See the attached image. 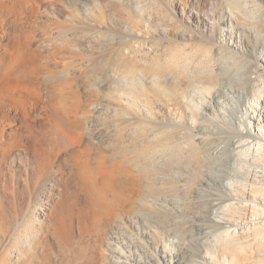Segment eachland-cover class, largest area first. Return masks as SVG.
<instances>
[{
  "label": "bare ground",
  "instance_id": "obj_1",
  "mask_svg": "<svg viewBox=\"0 0 264 264\" xmlns=\"http://www.w3.org/2000/svg\"><path fill=\"white\" fill-rule=\"evenodd\" d=\"M158 1L161 2L160 4L165 3L161 0ZM261 1L264 2V0ZM205 2L206 0H202V3H199L197 0H192L190 5H186L185 2L184 8H181L179 12L176 10L177 8L175 3L172 5L175 8V13L181 17V20L186 18L190 19L193 16L192 9L196 8V22H200L202 24L205 19V14L202 10ZM221 2H225V5L229 10V18L226 17L225 7H223L221 13H215L214 16L218 19L219 27V33L215 40H212L213 37H193L196 41H194L193 44L186 49L183 46L180 47L181 45L175 46L174 44H169L166 50V62L161 65L157 60L151 63V65L148 64L149 67H147V69H137L131 67L128 61L124 60L126 55H123L125 58L121 59V57H123V47L127 44H125L126 42L122 40L123 38L120 37V32H118L117 35L119 36L117 39H120H118L119 41L117 40L118 42H113L116 44L118 43L117 46L119 47L112 43L117 48L115 50L113 48V52L110 51L113 53V56L110 54L108 58L110 56L113 58H109L110 60L103 64L105 66L101 68V70H103V79H100L101 81L99 85L101 84L100 86L102 88H100L102 90L97 88L98 90H101V93L97 89L93 90L96 91V93H93L92 89V92L89 90L90 92H87V94H89L88 96L84 93V98H86V100H83V102L85 101V103L82 104V99H80L81 105H79L77 100H75L79 105L77 106L78 108L75 107V112H73L74 109L71 108V110L73 109L70 111L71 114L70 112L68 113L69 116H67V120H69L70 116L74 117L71 125L69 124V129L74 128L73 132L71 130L69 133L65 132L66 127L69 126L67 125V122L66 126H64L62 123L57 121V125H59V123L61 124L59 126L61 127L60 130L63 134L59 130L57 131L59 132V135H57V132H54L56 135L53 134L51 138H49L48 135V139L44 138L45 133L43 132L44 134L41 138L39 134V136L34 139L35 141L33 140L35 153L41 157V161L37 166L34 168L32 167V172H30V169L27 170L24 184L26 190L28 186H31V188H36L39 194H37V197H35L34 200L29 198L30 200L28 203L24 202L25 197H23V202L17 201L14 203L15 214L19 218H23V220H25L26 217L30 220V217L34 214V212H36V210L42 212V206L39 203V198H47L46 201L50 207L49 209H53L55 211L52 217L51 228L53 231L51 232L53 233L52 235H54L53 242L56 243L57 248L59 245H70L73 242L79 246L80 244L84 245L83 250L81 249V254L79 253L80 255L76 256L78 257L76 264H187L184 259H178L177 253L169 250L167 246V238H170L171 236H178V234L183 233L186 230V217L176 219L170 216V211L173 207H175V204L176 210L179 212L180 216L193 212L192 215L197 217L195 222L191 220L190 223L192 227L194 226L196 228L197 236H200L203 233V230L208 226L216 227L219 225V223L204 217L203 215L206 214L205 211L199 208L197 202L194 201V199H196L199 195L198 186L187 183L188 181H186V183H177L165 175L161 176L158 172H156L155 166H163L165 168V172H172V168L178 165H188L192 168L213 165L215 163L210 162L209 159L207 160L205 158V154L210 153L212 150L221 148L216 154H212V159L216 160L222 155L228 152L230 153L231 148L235 149V146L237 145L239 147H244L245 144H243V142L247 140H251L247 144L253 143L255 147H262L261 142H259L261 140L259 137H256V133L252 134L246 132L242 135L237 134L227 127L222 126L219 121V117H225L223 111L226 109V103L229 101V95L244 93L249 95V97L252 96L256 104H258V100H260L256 91L262 92L264 89V72L256 70L250 72L249 69L253 63L250 57H248L250 47L243 45L237 34H239L238 31H242L244 34H247L248 32H257L259 29L263 30L264 21L253 20L251 22L250 15L241 10L240 16L243 15L245 18L243 17V20L241 19V21L244 22L240 23L238 17H236L233 13L238 9L239 0H221ZM53 4L54 3L52 2V5ZM87 4H92V7L96 9L94 12L91 11L93 8L87 12V16L84 17L86 21L78 20L82 21L83 24H79L78 21L76 23L75 20L71 19L73 32L72 37H82L81 42H76V45L78 48H85V50L87 43L91 42V40H88L89 37L86 36V32L89 29L88 27H85L86 30L84 28L81 32H79L80 26H91L94 23L99 24L97 22H100V20L105 17L104 8L110 10L114 14L116 19L113 18V21H118L122 18L125 22H127V24L129 23L132 25L131 21H134L131 19L132 16L134 18L137 17L138 19H143V13L141 11L142 8L139 9L140 11H137L131 8V6H129L130 4L121 3L119 0H81V7ZM31 12H33V10ZM76 18L77 17H75V19ZM129 24L126 28L132 30V28L129 27L131 26ZM131 32L132 31H130V33ZM133 32L139 33L136 30H133ZM210 34L212 33L210 32ZM115 35L116 34H114V36ZM123 35L125 36L124 33L122 34V37ZM126 36H128V34H126ZM130 36L134 35H129V39L131 38ZM99 38L100 37H98L96 41L101 43L102 40ZM108 39H110V36ZM127 40L128 39H126V41ZM255 40L257 41L256 35ZM84 43H86V45H84ZM0 46V48H3L6 52V54L1 58L3 66L0 69V76H3L2 73L7 74L6 78L9 80L10 78L8 77V74L13 66L16 65L13 68L14 70L22 64L21 66L25 67L21 68L20 66L21 69L17 68L14 71L16 75L12 74L14 78L13 81L15 80L16 86L18 84V86H21L22 89H29L28 91L30 93L31 89H36L37 85H41L39 80L40 84L37 80H34L36 79L34 75L39 72L37 67L41 64L39 61L37 63L38 66L36 67L37 64L34 62L38 60L34 62L31 60L32 63L30 62V41L26 37H23L20 42H14L8 46ZM90 47L91 46L89 45V48ZM94 47H92L93 49H90L93 51ZM131 47L132 45L129 46V48ZM90 49L88 54L92 52ZM24 53H30V55H28V57L24 56L27 59L25 58L26 62L23 61V63L21 60H23L22 56ZM94 53L92 52L89 55L91 56ZM34 57L32 56V59ZM18 58L20 59L19 61ZM28 58V63L30 62L29 64L27 63ZM90 58L93 60V57ZM92 60H84V62L91 63ZM12 62H16V64L12 66ZM73 62L76 63V60L72 61L71 64H73ZM64 63L65 64L62 63V66L65 65L66 67V62ZM78 63L79 62H77V64ZM191 64L194 65L191 66ZM75 65L73 64V67ZM79 65H81V62ZM77 66L75 68H77ZM83 66L84 65L82 64L81 67L83 68ZM91 66H93V64H91ZM81 67H78V69L81 70ZM208 67H216L215 72V69H213L211 74L212 77H207L208 75L204 72ZM41 68L42 66L38 69L41 70ZM61 68H58L59 70L55 68L58 72L54 69L55 72L53 70L51 73H48V71L44 73V70H41V72L44 73L43 77L46 79V81L44 80V84L45 82H48L49 85H52L55 81H57L58 78L61 77L59 74ZM44 69L47 70V67ZM78 69H72L71 72L78 71ZM66 70L67 72H70L69 68H66ZM66 70L64 71L65 73L61 72L62 79L64 78L63 76L67 77L68 75ZM41 72L39 74H41ZM73 74L75 75L77 73ZM252 75H254V77H252ZM2 76L0 78H2ZM89 76L90 75H88V78L92 77ZM43 77L41 79H44ZM144 77H147L148 83L151 82L149 85L144 84L146 81V79L145 81L143 80ZM70 78L72 79V77H69V80L68 77L64 78V81L62 80V82L64 83L67 79L66 81L68 83ZM83 79L84 78H82V80ZM84 80L86 81V79ZM92 80L90 82H92ZM35 81L37 84H32ZM59 81L61 82V80H58V82ZM195 81L211 84V86L214 87L213 89L205 90V94H208V102L205 104L206 106L204 109L205 114L199 115L193 113V120L197 125L193 126L192 129L188 131L184 128L175 127L173 123L170 124V126L159 124L155 116L156 107L158 109V106L160 107L165 104L180 105V99L183 97L192 99L188 93V89ZM72 82L74 81L72 80ZM67 83L65 82L63 85H67ZM94 84L92 85L94 86ZM63 85L61 86V89H63ZM85 85H87V83ZM82 87L84 88V86ZM64 88H66V86ZM74 89L75 88H73V93L75 92ZM97 92L101 95L99 100L97 99L98 97L95 96ZM29 93L27 92V94ZM54 93L50 94L53 95ZM76 93L78 95L79 92H75V94ZM31 94L33 93L31 92ZM41 95L44 94L42 93ZM38 97L40 98L41 96ZM42 98L44 99V96ZM0 102L2 101L0 100ZM36 106L37 105H35V107ZM4 107L0 106V164L6 161H14L17 155L14 148L22 145V139L23 137H26L24 134L29 132L27 131L22 136V132H20L22 128L20 129L18 127L16 124V118L9 113L10 110L8 111L11 106L8 105V109ZM49 108L50 109L47 111L50 110L49 112H53L52 114L54 116V120L62 118V113H60V110L56 105H54L52 110L51 107ZM46 114L48 115V113ZM255 120L259 122L257 124L259 127V130L257 129L258 132L262 127L264 117L262 114H258ZM20 124L21 123H19V126ZM27 125L28 127L25 128L28 130L30 129L29 134L31 135L32 129L29 128V124ZM36 133H38V131ZM47 133L49 132L47 131ZM4 134H8L9 137L13 138V140L7 143L3 142L2 137ZM32 136L34 138L36 135ZM58 136H62V140L60 139L59 141ZM222 144L225 145L221 147ZM93 150L95 153L94 155L92 154ZM61 155H64V157H60ZM55 158L58 159V161L60 160L59 167L54 166L53 160ZM78 161L83 163L81 167L90 161L98 164V175L101 178L99 183L100 186L98 183L94 184L93 182H82L79 187H77L79 189L77 192L71 194L67 193V191V194L63 193V196L60 198L59 196L61 193L58 192L60 187L58 188L54 184L55 179H58L57 174L65 172L64 169H62L64 164H71V162L73 164ZM225 161L226 160L223 162ZM83 175L85 174L83 173ZM74 178L72 177V179ZM212 181V178H206L203 180V183L207 184ZM251 183L256 185V187L254 186L252 192L255 194H263L264 196V186L258 185V182L255 181H252ZM106 191L111 192L110 198L103 195ZM243 194L245 193L243 192ZM97 195H99V197H96ZM21 196H23L22 193ZM249 196L254 198L251 194H249ZM154 200L157 208L153 205ZM1 205L2 199L0 197V208H2ZM194 211L197 214H195ZM5 217V214H2V216H0V220L5 219ZM33 222V229L24 234L27 238L28 236L36 237L38 235V225L40 224V221L38 220L37 215L35 216ZM226 234L233 235V233L229 231H226ZM256 235L259 236L260 240H264V236H261L259 231ZM3 238H6L5 234ZM27 238L23 240L22 248L17 250H19V256L22 257L19 258V260H23L24 264H32L35 262L34 259L36 258V255L34 256L31 254L30 249L26 246ZM259 239L258 244L261 246L262 250H257L259 252V259L256 261L258 264H264V242H260ZM13 247L16 248L15 245ZM254 250L255 249H253V252ZM44 252L42 254V259L46 260L49 256L45 249ZM5 257L0 260L2 264H5ZM231 264L234 263L232 262Z\"/></svg>",
  "mask_w": 264,
  "mask_h": 264
},
{
  "label": "rangeland",
  "instance_id": "obj_2",
  "mask_svg": "<svg viewBox=\"0 0 264 264\" xmlns=\"http://www.w3.org/2000/svg\"><path fill=\"white\" fill-rule=\"evenodd\" d=\"M54 1L57 2L55 3ZM156 1L154 0L153 2V0H121V1L119 0V2L121 3L130 4L129 6H131V8L137 11H140L139 9L142 8L141 11L143 13L142 14L143 19H138L136 16H135L136 18H134L132 16L131 19L134 20L131 21L132 25L128 23L129 25H131L129 27H131L132 30L126 28L128 24L122 18L121 20L120 19L118 20L119 22L117 20L113 21L112 20L113 18L116 19L114 14L110 10L104 8L105 17H103L102 20H100V22L96 21L99 24L94 23L91 26L89 25L88 26L83 25L84 27L82 25L80 26L79 32H81L82 29H84L85 27H88V29L90 30V31L87 30L86 36L89 37L88 40H91V42H89L90 43L89 44L86 41L88 50L87 47L85 50V48H78L76 45L77 44L76 42H81L82 37L80 36L72 37L73 32L71 26V22H72L71 19L75 20L76 23L78 20L86 21L84 17L87 16V12L93 8L92 4H87L81 7V0H62V1L61 0H20V1L0 0V41H1L0 45L8 46L9 44H12L14 42L16 43L20 42L23 37H26L30 41L31 55L33 57L35 55L36 56L34 57L35 59L34 58L32 59L30 53L27 54L24 53L23 56L21 55L23 57V60H21V62L27 59L24 56L28 57V55H30L29 56L30 62L31 60H33L32 62L38 60L34 62L35 64H37L40 61L41 65L40 64L39 65L42 66L41 70H44V73H46L47 71L48 73H51L55 68L60 69L62 67L59 72L60 76L62 77L61 72H64L66 68H69L70 70V72L68 71L69 73L67 72L68 69L66 70L67 74L69 75V76L67 75L68 80L69 77H72V79L70 78V81L68 82L69 84L66 81L67 79L65 80L67 85L66 84L63 85L65 82L64 83L62 82L64 78H67L65 76H63L64 77L63 79L61 77L58 78V80H61L62 84L60 81L58 82V80L55 81L52 85H49L48 82H45L44 84V80L46 81V79L43 77L44 73L38 69L40 66H38L37 64L36 67L38 66L37 70L39 72L36 75H34L36 78L34 80H37V82L39 81L41 82L40 85L41 88L39 85H37V88L31 89L29 93L28 91L29 89L28 90L22 89L21 86H18V84L16 86L15 80L13 81L14 79L13 75H16L14 71L17 68L21 69L25 67V66L22 67L21 66L22 64L20 63H19L20 65L17 64L19 66L13 70V68L16 66L14 64H16L17 61L12 62L11 65L14 66L13 68L11 67L12 68L11 71L9 70L10 71V73L8 74L9 75L8 77L10 78L9 80L8 78H6L7 74L2 73L3 76L1 75L2 78H0V100L2 102L4 101L5 104L4 102L3 103L0 102V106L2 107L5 106L4 108L6 109L9 108L8 105L11 106L8 109V111L10 110L9 113L16 118V124L18 125V127L20 129L22 128L20 131L22 132L21 133L22 136L24 133L29 131L28 133L24 134L26 135V137H23L22 145L14 148L17 154L14 161L13 162L6 161L0 164V197L2 199V205H1L2 208H0V216H2V214H5V216L7 217V218L5 217V219L3 220H0V243H1L0 260H2V258L6 256L5 257L6 261L4 260L5 264H24L23 260H19V258L22 257L19 256L18 254L19 250L17 249L22 248L23 240L27 238V236L24 234H26L27 231L30 232L33 229L34 227L33 220L36 215L38 220L40 221V224L38 225V235L36 236L37 238L35 236L34 237L28 236V238L26 239V246H28V248L30 249L31 254H33L34 256L36 255V258L34 259L35 262L32 264H76L78 260L77 259L78 257L76 256H79L81 254L80 253L81 249L83 250L84 248L83 244L79 243L80 244L79 246L74 242L71 243L70 245H64V244L59 245L57 248L56 243L53 242L54 235H52L53 233L51 232L53 231L51 228L52 217L55 211L53 209L51 210L49 209L50 207L46 201L47 198L46 199L44 197L39 198V203L42 206V212L36 210V212H34V214L30 217L31 218L30 220L28 219V217H26L25 220H23V218H19L18 216H16L14 203H16L17 201L23 202V197H25L24 202L28 203L30 199L34 200L35 197H37V194H39L38 190L33 187L31 188V186H28L26 190L24 184L25 174L27 170L30 169V172H32L31 170L32 167L34 168L41 161L40 160L41 157L35 153L33 140L36 137H38L39 134L41 138L44 133L45 135H47V136L44 135V138H48V135L49 138H51L54 132H57L61 129V127L59 126L61 125L60 123H62V125L64 126H66L67 123H68L67 125L69 124L71 125V122L74 117L70 116L69 120H67V116H69L68 113L73 109H74L73 112H75V107L81 105L80 99H82L81 100L82 104L85 103V101L83 102V100H86V98L84 97L87 94V92H90L91 89L93 91L101 87L100 86L101 84L99 85L100 81L103 79V75H102L103 70H101V68L105 66L103 64H105L110 60L109 58H113L112 57L113 53L111 52H113L117 47H119L117 46L118 43L117 44L114 43L115 41L116 42L119 41L118 39L120 38L117 39V37L120 35V37L123 38L122 40L126 42L125 44H127L124 45L123 47L124 50L122 51L123 52L122 56L126 55V58L123 56L121 57V59L125 58L124 60L128 61L131 67L137 69H141V68L147 69V67H149L151 63L157 60L160 65L166 62V57H167L166 50L169 44L172 45L174 44L175 46L181 45L180 47L183 46L186 49L191 44H193L194 41H196L194 39L195 37H199V36L213 37L212 40H215V38L218 36L219 33V27H218V19L214 15L215 13H221L223 7H225L226 17L229 18L228 16L229 10L225 5V2H221V0H206L204 6L202 7V10L205 14L204 16L205 19L202 24L200 22L198 23L196 22L197 21L195 18L197 14L196 8L192 9L193 16L190 19L186 18L181 20V17L178 16L177 13H175V8L172 4L175 3V6L177 8L176 10H178L179 12L181 8H184L185 2L186 5L188 4L190 5L192 0H173V1L161 0L162 2L163 1L165 2L164 4H160L161 3L160 1L158 2ZM197 1L199 3H202V0H197ZM52 2L55 5L54 4L52 5ZM238 3H239L238 6L239 10L237 9L233 13L235 14L236 17H238L240 23L244 22L241 21V19L243 20L244 17L243 15L240 16L241 10L243 12L244 11L247 12L250 15L251 22L253 20L264 21V2H262L261 0H239ZM95 9L96 8H93V10L91 11L94 12ZM32 10L33 12H31ZM75 17L77 18L75 19ZM162 17L164 18L165 21L163 20ZM78 22L79 24H83L82 21H78ZM133 30H136L139 33H134ZM130 31L132 32L130 33ZM118 32H120L119 35H117ZM122 32L125 34V36L126 34H128V36L125 37L123 35L122 37L123 34ZM210 32L212 34H210ZM112 33L116 34L117 36L115 35L116 36L115 37L114 34ZM238 33L239 34L237 35L238 37H240L242 44L250 47V53L248 57H250L251 61H253L252 66H250L249 69L250 72H253L255 70L264 72V29L263 30L259 29L257 30V32H250V33L248 32L247 34H244V32L242 31H238ZM129 35H134V36H130L132 39L131 38L129 39ZM255 35L257 37V41L255 40ZM109 36L110 39H108ZM98 37H100L99 39L102 40L101 43H98L96 41ZM124 37L128 40L126 41ZM103 39L105 40L107 39L108 42L107 40L105 41ZM86 43H84V45H86ZM112 43H114L117 47ZM88 44L91 46L90 47L91 49H93L92 47L95 46L94 47L95 51L94 50L92 51L89 48ZM130 45H132L131 48H129ZM125 47L128 48L129 50L126 49ZM74 48H78L79 50ZM113 48L114 50H112ZM89 49L93 53L95 52L91 56L89 54H91L92 52L88 54ZM5 54H6L5 50L3 48H0V69L3 66V62L1 58ZM110 54L112 56L108 58ZM90 57H93V60ZM29 58L27 60V63L29 61ZM89 59L92 60L93 63L84 62V60L88 61ZM19 60L20 59L18 58V61ZM75 60L76 63L73 62L74 65L77 64V62L79 63L77 64L78 66L75 65L73 67V64H71V62ZM64 62H66V67L65 65L62 66V63L65 64ZM80 62L81 65H79ZM82 64L84 65L83 68L81 67ZM91 64H93V66H91ZM193 65L194 64H191V66ZM76 66L77 68H75ZM46 67L47 70L44 69ZM78 67H81L82 69L80 70L78 69ZM72 69L74 70L78 69V71L75 72L72 71L73 73H77V74L74 75L71 72ZM213 69H215L214 70L215 72L216 67H208L207 70L204 71L208 75L207 77H212L211 74L213 72ZM58 70L56 71L58 72ZM40 72L41 74H39ZM88 75L95 78L93 79L90 76H89L90 78H88ZM42 77L44 79H41ZM252 77H254V75H252ZM82 78L86 79V81L83 79L84 80L83 82ZM72 80L74 82H72ZM91 80L92 82H90ZM143 80L145 81V82L143 81L144 84L149 85L151 83V82L149 83L147 82L148 81L147 77H144ZM37 82L35 81L32 84L34 83L37 84ZM83 83L85 84L87 83V85ZM92 84H94V86ZM62 85H63L62 87L63 89H61ZM81 85L84 86V88ZM90 85H92L93 87ZM65 86L66 88H64ZM72 87L75 88L74 89L75 92H79L78 95L77 93L75 94V92L73 93ZM213 88L214 87L211 86V84H205L200 81L199 82L195 81L194 83H192V86L188 89V93L190 94L192 99L188 97H183L180 99L179 102L180 105L165 104L160 107L158 106V109L156 107L155 116L157 118L158 123L167 126H170V124L173 123L175 127L184 128L190 131L193 126L197 125L196 122L193 120V113L199 115L205 114V110H204L206 106L205 104H207L208 102V98H207L208 94H205V90L213 89ZM101 90L98 91L101 93ZM26 91L30 95L27 94ZM31 92L33 94H31ZM49 92L50 93L55 92V93L51 95ZM94 92L96 93V91H93V93ZM99 92H97V94L95 95L96 97H98L97 98L98 100L100 99L99 97H101V95H99ZM42 93L44 95H41ZM256 94L257 96L260 97V100H258V104H256L252 96L249 97V95H246L244 93H240V94L236 93L234 95H229L230 96L229 101L226 103V109H224L223 111L225 117L224 118L219 117V121L222 126L227 127L228 129L232 130L237 134L242 135L246 132L252 134L256 133L255 134L257 135L256 137H259L261 140L259 141L261 142L262 145L261 148L255 147L253 143L247 144L249 141H251V140H247L243 142V144H245L244 147H239L237 145L235 146V149L231 148L230 153L228 152L216 160L212 159V154L213 155L216 154L221 148H218L217 150H212L210 153L205 154V158L207 160L209 159L210 162L215 163L213 165L201 166L197 168H192L191 166L188 165H178L172 168V172L170 171L165 172V168L163 166L160 165L155 166L156 172H158L161 176L165 175L166 177L172 179L174 182L177 183H186V181H188L187 183L198 186L199 195L196 199H194V201L197 202L199 208L205 211L206 214L203 215L204 217H207L210 220L219 223V225H217L216 227L208 226L203 230V233L200 236H197L196 228L190 225L191 220L195 222L197 217L192 215L193 212L186 213L184 216H180L179 212L176 210V204H175V207H173L172 210L170 211V216L176 219L186 217L187 218L185 220L186 230L185 232L178 234V236H175L177 239L174 236L167 238V246L169 250H171L172 252L175 251L177 253L178 259L180 260L184 259L187 264H231L232 262L234 264H258V262L256 261L257 259H259L258 251L262 250V248L258 244L259 236H257L256 233L259 231L261 236H264V196L263 194L262 195L259 193L255 194L254 192H252L254 186L256 187V185H254V183L251 182L255 181L258 182L257 183L258 185L264 186V122L262 123V127L260 128V131L257 132V129L259 128L257 124L259 122L255 120L258 114L260 115L262 114V116L264 117V89L262 90V92L256 91ZM88 95L89 94H87V96ZM38 96L41 97L39 98ZM43 96L44 99L42 98ZM75 100H77L79 105ZM34 104L37 106L35 107ZM54 105H56L60 110V113H62V118H60L61 121L63 120L62 122L60 121L59 118H57V120H54L53 119L54 116L52 114L53 112L52 113L49 112L50 110L47 111L48 109H50L49 107H51L52 110ZM71 108L73 109L71 110ZM46 113H48V115ZM57 121L60 122L59 125H57L58 124ZM19 123L21 124L26 123V124L25 125L20 124V126H22L20 127ZM27 124H29L30 125L29 128L32 129L31 135L29 134L30 129L28 130L25 128L28 127ZM70 125L66 127L65 132L69 133L70 130L73 132L74 128L69 129ZM37 131L38 133H36ZM47 131L49 133H47ZM61 133L63 134L62 131ZM32 135H36V136L33 138ZM57 135H59V132H57ZM60 139L62 140V136L59 137V141ZM2 140L3 142L7 143L9 141H12L13 138L9 137L8 134H4ZM224 145L225 144H222L221 147H223ZM92 154L93 155L95 154L94 150L92 151ZM60 157L63 158L64 155H61ZM224 160L226 161L223 162ZM53 162H54V166L59 167L60 160L58 161V159L55 158ZM76 163H73L76 165H73L72 162H71L72 165L70 163H68L69 165L64 164L62 166V169H64L65 172L63 173L60 172L57 174L58 179L57 180L55 179L54 184L58 188L60 187L58 191L61 193V195L59 196L60 198L63 196V193L74 194L75 192H77L79 190L77 187H79V185L82 182L85 183L93 182L94 184L97 183L99 184L101 181V178L98 175L97 163L90 161L85 163L83 167H81L83 163H81L80 161ZM83 173L85 175H83ZM72 177L75 178L72 179ZM206 178H212L213 181L204 184L203 180ZM243 192L245 194H243ZM21 193L23 194V196H21ZM249 194L253 195L254 198L249 196ZM103 195L110 198L111 192L106 191L105 194ZM96 197H99V195H97ZM153 205L155 208H157V205L155 204V200ZM194 213L197 214L195 211ZM226 231L233 233V235L231 234L227 235ZM4 234L6 235L5 239L3 238ZM261 241L264 242V240H260V242ZM12 245L13 246L15 245L16 248L13 247ZM44 249L47 251V254L49 256L48 259L46 260L42 259L43 258L42 254L44 252ZM253 249H255L254 252ZM0 263L2 264L1 261Z\"/></svg>",
  "mask_w": 264,
  "mask_h": 264
}]
</instances>
